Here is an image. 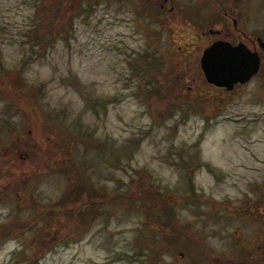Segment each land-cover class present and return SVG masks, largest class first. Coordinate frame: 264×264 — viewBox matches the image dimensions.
<instances>
[{"label":"rangeland","instance_id":"obj_1","mask_svg":"<svg viewBox=\"0 0 264 264\" xmlns=\"http://www.w3.org/2000/svg\"><path fill=\"white\" fill-rule=\"evenodd\" d=\"M129 8L0 0V264H264V61L177 75Z\"/></svg>","mask_w":264,"mask_h":264},{"label":"flooded vegetation","instance_id":"obj_2","mask_svg":"<svg viewBox=\"0 0 264 264\" xmlns=\"http://www.w3.org/2000/svg\"><path fill=\"white\" fill-rule=\"evenodd\" d=\"M127 1L130 8L133 7L132 11L137 13L134 21L136 18L140 24L145 25L150 24L151 19H158L160 25L167 24L169 41L187 43L185 46L182 43L176 44L177 59L174 60L178 67L177 75L182 71L185 75L194 69L203 76L200 66L201 54L208 45L218 41L233 45L240 42L247 49L256 52L259 65L256 73L251 76L259 72L260 63L264 61V0ZM183 78L185 80L186 76ZM243 83H233L232 86L237 87ZM207 84L215 86L212 83Z\"/></svg>","mask_w":264,"mask_h":264},{"label":"water","instance_id":"obj_3","mask_svg":"<svg viewBox=\"0 0 264 264\" xmlns=\"http://www.w3.org/2000/svg\"><path fill=\"white\" fill-rule=\"evenodd\" d=\"M258 65V54L240 42L235 45L212 42L200 57L205 81L216 87L223 86L226 90H230L233 83L247 81L252 73H256Z\"/></svg>","mask_w":264,"mask_h":264},{"label":"trees","instance_id":"obj_4","mask_svg":"<svg viewBox=\"0 0 264 264\" xmlns=\"http://www.w3.org/2000/svg\"><path fill=\"white\" fill-rule=\"evenodd\" d=\"M71 177H73L74 179L77 177L76 176V171L75 170H73L72 169V171L70 172V176H69V178H71ZM78 193L77 194H81L80 193V189L79 190H76ZM88 196V195H87ZM91 196H88L87 198H90ZM95 200V199H94ZM96 201V200H95ZM98 203H99V201H98ZM88 205V202H87V200L86 199H82V200H80L79 201V206L82 208V207H84V206H87Z\"/></svg>","mask_w":264,"mask_h":264}]
</instances>
